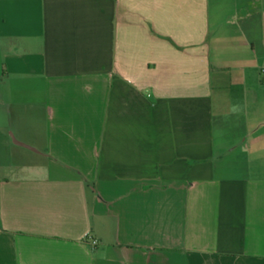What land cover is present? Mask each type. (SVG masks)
<instances>
[{"label":"crops","instance_id":"obj_1","mask_svg":"<svg viewBox=\"0 0 264 264\" xmlns=\"http://www.w3.org/2000/svg\"><path fill=\"white\" fill-rule=\"evenodd\" d=\"M0 264H264V0H0Z\"/></svg>","mask_w":264,"mask_h":264},{"label":"built area","instance_id":"obj_2","mask_svg":"<svg viewBox=\"0 0 264 264\" xmlns=\"http://www.w3.org/2000/svg\"><path fill=\"white\" fill-rule=\"evenodd\" d=\"M97 243L96 239H91L90 240V245L94 246Z\"/></svg>","mask_w":264,"mask_h":264},{"label":"rangeland","instance_id":"obj_3","mask_svg":"<svg viewBox=\"0 0 264 264\" xmlns=\"http://www.w3.org/2000/svg\"><path fill=\"white\" fill-rule=\"evenodd\" d=\"M33 159H26L25 162H31Z\"/></svg>","mask_w":264,"mask_h":264}]
</instances>
